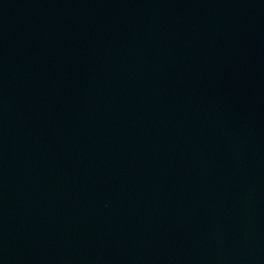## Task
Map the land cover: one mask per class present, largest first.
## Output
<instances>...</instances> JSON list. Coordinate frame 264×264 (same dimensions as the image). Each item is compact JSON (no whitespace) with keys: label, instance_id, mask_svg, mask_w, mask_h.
<instances>
[{"label":"water","instance_id":"95a60500","mask_svg":"<svg viewBox=\"0 0 264 264\" xmlns=\"http://www.w3.org/2000/svg\"><path fill=\"white\" fill-rule=\"evenodd\" d=\"M0 264H264V0H0Z\"/></svg>","mask_w":264,"mask_h":264}]
</instances>
